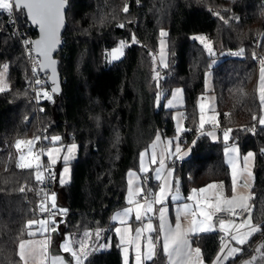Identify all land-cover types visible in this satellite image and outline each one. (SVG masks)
I'll return each instance as SVG.
<instances>
[{"label":"trees","instance_id":"1","mask_svg":"<svg viewBox=\"0 0 264 264\" xmlns=\"http://www.w3.org/2000/svg\"><path fill=\"white\" fill-rule=\"evenodd\" d=\"M67 2L63 43L55 56L60 93L52 92L39 104L26 84L28 66L17 36L18 29L29 25L25 14L0 11V68L8 65V90L0 92V264H22L20 242L42 236L28 234L38 228H29L28 222L42 219L31 213L37 200L30 189L37 180L34 169L18 167L15 142L42 137L47 148L53 146V136L61 137L58 145L78 148L68 184H58L59 165L55 168L51 188L57 235L100 230L99 242L107 249L91 251L85 264H122L110 215L125 205L127 174L138 171L140 153L157 134L175 136L172 112L166 107L175 87L183 89L185 101L180 137L192 144L190 156L175 167L180 191L217 180L228 184L222 134L231 129L227 143L236 144L241 153H254L251 217L264 225V125L259 123L264 106L256 92L255 60H264L263 0ZM162 31L167 34V66L159 68L156 54ZM33 33L37 35L35 28ZM199 36L211 45V53L196 39ZM119 41L126 43L124 54L109 62L107 53ZM207 96L217 114L216 142L198 136L200 103ZM140 178L147 194L154 191L149 174ZM192 244L208 264L220 235L198 234ZM261 245L264 228L226 264H245L253 256V264H264V249L256 251ZM145 264H164L159 244L155 259Z\"/></svg>","mask_w":264,"mask_h":264},{"label":"snow or ice","instance_id":"2","mask_svg":"<svg viewBox=\"0 0 264 264\" xmlns=\"http://www.w3.org/2000/svg\"><path fill=\"white\" fill-rule=\"evenodd\" d=\"M66 5V0H0V11H5L11 14L13 10L16 11H26L27 17L32 21L33 24L39 26L40 38L36 41L31 42L34 46V50L41 59L38 61L40 68L47 69L51 68L53 81L55 82L56 76V61L52 59V53L55 51L57 46L60 44V29L64 26V9ZM124 11L127 12L128 8L125 6ZM123 27V25H121ZM162 36L167 35L162 32ZM201 43L205 44L209 53L212 52L211 45L205 43V37H196ZM135 37H133V43H135ZM163 45V41L161 42ZM125 42L121 41L120 46L112 51V59H119L124 53L123 49L125 47ZM161 57L163 61V49L161 51ZM264 63V62H262ZM167 65L165 64V67ZM8 71V65H3V71L0 72V92L8 90V85L6 82V73ZM157 75H159L157 73ZM37 84L41 81L37 80ZM53 91H58V88H53ZM46 97L51 98L47 92L44 93ZM159 99V97H158ZM260 101L261 105L264 106V68L261 69V89H260ZM169 106H172V101H169ZM203 111V106H201ZM253 119H256L254 116ZM214 117H208L207 121L204 116H201V127H203L205 122H213ZM259 123L264 125V116L259 118ZM177 131H181L178 127ZM228 129L224 132V141L227 143L229 139ZM213 135L212 133H208ZM215 138V137H214ZM44 139H48L44 137ZM41 140L40 137H35L32 140H18L16 142V148L21 152L19 156L18 167L24 169H35V178L37 181L43 182L44 170H47V166L43 163L41 157L47 156L48 164L55 165L60 157V153L65 151L62 146L58 145L61 140L60 136L51 137V143L53 147H49L46 150L40 148L38 151H34L37 143ZM157 141H159V136H157ZM171 144V141L168 142ZM153 149L156 145L154 144ZM23 149H27L26 154ZM76 145L72 144L67 147V154L62 157L65 164L73 158ZM225 155L228 156V163L231 165L232 169V185H231V195H226L223 187V182L220 185L209 184L204 188L193 189L192 193L187 197V200L193 201L192 204L184 203L177 209V216L175 221V227H172L166 221L167 208L161 207L159 209V232L163 233V251L168 257L169 264H204V259L200 248L193 249L191 247V241L189 239L190 235H195L198 233H208L216 231V226L212 223L214 216L217 213H227L230 216L236 217L241 212H247L248 216L245 217L240 223H236L235 220H220L219 231L225 234V237H230L231 241H235L238 245H243L248 242V240L253 236V234L260 232L264 225L253 224L251 218V209L248 205V199L243 194L238 193L237 187L240 178L247 173L251 176V171L249 170V162L253 157V153L249 152L243 157V167L240 166L239 159V149L235 146L226 147L224 149ZM176 152H180V147L177 145ZM235 154V155H233ZM146 153H141V172H147L149 169L144 165V157ZM159 168L156 169V178L161 179L162 170L165 168L163 154L159 158ZM151 163H157V154L155 151L151 155ZM69 168L65 167L62 175H67ZM51 175V173H50ZM171 171L168 172V176H171ZM129 191L127 203L132 205V207L124 208L122 211L116 213L113 220L119 221L122 227L115 228V232L119 236L120 244L124 245V264H129V248L132 247L135 250V264H144V261H150L156 255L157 248V238L153 237L151 233L156 232L151 223V217L149 213L155 211L154 204H164L168 196L172 192V184L167 179L159 187L158 193L153 199H148L147 193L141 187H133V180L131 177H135L136 173H129ZM65 181L61 179V183ZM246 186V185H245ZM219 187L220 191L210 192L212 189ZM214 197V199H213ZM138 198L144 200L143 203L139 202ZM51 207L55 208V194L52 195ZM173 201H178L183 199L180 195L179 181L175 183V194L171 195ZM239 210V212L237 211ZM41 212H49V208L42 202L40 206ZM66 211V210H61ZM135 214L134 218L136 221H143L145 218L149 220L148 223L144 224L142 227H137L134 229L135 235H133V229L128 223L132 214ZM188 216L191 215V226L189 229L185 230L182 227L181 215ZM55 213H51L49 219H42L39 221L31 220L28 222V227L31 228L33 225H38L37 231L40 235L45 236V239L41 241L32 240H22L19 244V256L23 264H28L29 259L38 261V264H48V252L50 239L45 235L46 233L55 232L56 228H49L50 224H55L54 219ZM241 229H247V231L241 232ZM145 232L148 233L145 236ZM235 232L236 234H233ZM30 236L36 235V232L30 231L28 233ZM100 230H97L96 235L99 237ZM85 237L90 238V233L86 232ZM223 239V238H222ZM142 240L143 250H142ZM79 244L78 249L73 248V242L68 240L63 245V250L70 253L75 259L76 264H85L88 258L89 252L87 248L89 245L85 240H80L77 242ZM101 247H105L101 245ZM227 249V251H225ZM264 249V245L257 248V252ZM242 248L239 247H229L227 242H222L221 253L218 254L215 264H221L222 260H228L230 257H234L236 254L240 253ZM257 260V257L253 256L250 261H246L245 264H253ZM50 264H65V259L60 256L53 255L50 260Z\"/></svg>","mask_w":264,"mask_h":264},{"label":"crops","instance_id":"3","mask_svg":"<svg viewBox=\"0 0 264 264\" xmlns=\"http://www.w3.org/2000/svg\"><path fill=\"white\" fill-rule=\"evenodd\" d=\"M164 48H165V52H163V54H164L163 55V61H162V57H161V51L162 50H159V53L157 55V57H158L157 59L159 61V65H158L159 68H164L165 64L167 62L166 42H165V47ZM262 68H264V67H262ZM262 68L259 67V70H258V80H257V87H256L257 97H258L259 101H260L261 69ZM169 101H172V106H169ZM201 103H205L206 107L203 109V111L201 110V115H200V120H199L200 122H199L198 136L207 135L212 142H216L219 139L218 130L209 129V126L211 124H217V114H216V112L214 110L213 103H212L210 97H207V101L205 100V98H203ZM184 106H185V101H184L183 89L181 87L173 88L171 90L170 96H169V98H168V100L166 102L167 109L171 110L172 114H174L176 112L177 117L180 115L182 117V120H183V108H184ZM202 115L204 116L206 121H207L208 117H214L215 120L213 122H211V123L205 122L203 127H201V116ZM172 122H173V127H174L175 126L174 120H172ZM183 124H184V122H183ZM208 133H212L213 135H209ZM157 136H159V141H157ZM180 138L181 137L179 136V138L177 140H175L174 138H168V137H165V136H163L161 134H157L154 137L152 143L148 146V148L141 152V153H146V155L144 157V165L149 170L147 172H141L140 171V168H141V153H140L138 171H129L128 174H127V191H126V196H125V205H123L122 207L114 210L111 213V215H110V221H111V223L114 224L113 232L115 234V237H116V239L118 241V244H119V247H120V255H121V263L122 264H124V255H125L123 250H122L124 245L120 244L119 236L115 232V228L122 227V225L119 223V221L113 220V217L116 215V213L122 211L124 208L132 207V205H129L127 203L128 191H129V179H130L129 173L130 172L136 173L135 177H131V179L133 180V187H141L144 190H145V188H144V186L142 184V181H141V178H140V174H149L150 175L152 184L155 185V189H154V191L148 192V194H147L148 199H153L155 197V195L159 191V187L165 182L166 179L169 182H171V184H172V192L168 196V198L166 199L164 204H154L153 207H154L155 211L153 213H149V216L151 217V223L153 224L154 228H156V230H157L156 232L151 233V235L153 237L157 238V241H158L157 242V246L159 244V247L161 248L162 254L164 256V264H169V261H168L167 255L163 251V233L159 232V224H160L159 209L161 207L167 208L166 221L169 224H171L172 227H175L177 209L184 203H188V204H192L193 203V201L187 200V197L192 193L193 189L204 188V187H206L209 184H216V185L219 186L220 183L222 182V181H219V180L211 181V182L206 183V184H204V185H202L200 187L190 188L186 193H183V192L180 191V195H181V197H183V199L178 200V201H173L171 199V195L175 194V181H176V178H178V177L176 176V169L175 168H168V162L177 154V152H176L177 145H179L180 151L183 152V155H184L185 159H187L190 156V153H191V145L192 144H189L187 147H181ZM169 141H171V144L168 143ZM154 144L156 145L155 149H153V147H152ZM70 145H72V144L56 145V146H62L65 149V151H62L60 153L61 159H59L58 162L55 165H49L47 156H44L45 157V163L54 172H55V168L59 165V169H58V172H57V181H58V184L61 185V186L66 185V184H68L70 182V176H71V167H70V165L77 158L78 148H77V145L75 144L76 145V149H75V152L73 154V158L70 161H68L67 164H65V162L63 161L62 157L67 154L66 149ZM50 147H53V146H50ZM153 151H155L156 154H157V163H155V164L151 163V155H152ZM161 154H163L165 168L162 170L161 179H157L156 178V169L159 168V162L158 161H159V158H160ZM243 155L246 156L247 154L241 153L240 150H239V159H240V166L241 167H243V157H244ZM223 160H224V162H225V164L227 166L228 175H229L228 176L229 177V182H228V184H224L223 183V187H224V191H225L226 195L230 196L231 195V185H232V170L230 168V164L228 163V161L224 159V156H223ZM254 162H255V156H253L250 159V162H249V170L251 171L252 175L248 176L247 173H244V175L240 178V180L238 182V187H237L238 193L243 194L246 197H250L248 199V205L249 206H252V198H253V193H252L251 188H252V185H253V182H254V178H255ZM65 167L69 168V172H68L67 175H62L63 174V170H64ZM169 171H171V173H172L171 176H168V172ZM62 178L65 181L64 183H61V179ZM215 191H220L219 187H217L216 189L210 190V192H215ZM138 199H139L140 203L144 202V200L142 198H138ZM213 199H214V197H213ZM252 208H251V215H252ZM134 216H135V214L133 213L131 218L128 221V223L131 225V227L133 229V233H132L133 235H135V232H134L135 228L142 227L144 224L149 222V220L147 218H145L143 221H136ZM191 219H192L191 215H188V216H184L183 214L181 215L182 227L185 230L190 228ZM253 224H255V223L253 222ZM244 231H247V229H241V232H244ZM212 232L219 233V235H220V244H219V247H218L214 257L212 258V260L208 264H215L218 254L221 253V244H222V242H227L229 247H239L240 248L242 246V245L236 244L235 241H231L230 237H225V234L223 232L219 231V230L212 231ZM208 233H211V232H208ZM52 234L48 237L50 239L49 247L51 248V246H54L55 248H57L60 251V253L65 254V255H61L60 253H57V252L54 251L52 254H49L48 264H50V260H51V257L53 255L63 257L65 259V264H76L75 259L72 257V255L70 253H67V252H65L63 250L64 243L66 241H68V240H71V237L68 234H65L63 237H58L56 233H52ZM198 234H202V233H198ZM198 234H195V235H198ZM233 234H236V233L233 232ZM144 235L147 236L148 233L145 232ZM195 235H190V237H189V239L191 241V247L193 249L197 248V246L192 244V237L195 236ZM43 239H45V237L44 236H40V237H33L31 239H28V240L41 241ZM143 243H144V241L142 240V250H143ZM156 250H157V248H156ZM225 251H227V249ZM128 256H129V264H135V250H134V248H132V247L129 248ZM155 256L153 257L152 260L155 259ZM234 257H230L228 260H222L221 264H226L229 260L233 259ZM152 260H150V261H152ZM150 261H144V264L146 262H150ZM22 264H23V261H22ZM28 264H38V261H35V260L30 258L29 261H28Z\"/></svg>","mask_w":264,"mask_h":264},{"label":"built area","instance_id":"4","mask_svg":"<svg viewBox=\"0 0 264 264\" xmlns=\"http://www.w3.org/2000/svg\"><path fill=\"white\" fill-rule=\"evenodd\" d=\"M264 3V0H263ZM136 4H138L136 2ZM33 27L31 25H27L25 28H20L18 29L17 36L18 40L21 46V49L23 51L25 60L27 62L28 66V71L25 74L27 77L26 84L29 88H31L33 92V99L36 104H39L41 101L44 99H48L44 95L45 92L48 93V95L51 97L52 96V90L48 85V80H47V73H43L40 71L39 68V57L35 54L34 49H33V40L35 39L36 36H34L33 33ZM255 60L257 61L258 64H260L261 60L258 56L255 57ZM39 80L41 83L37 84L36 81ZM209 129L212 130H218L219 127L217 124H211L209 126ZM225 130H223L224 132ZM41 140L39 143L36 145V148L34 151H38L40 148H44V145L42 143V137H40ZM180 145L181 147H187L189 144L187 143L185 138H180ZM185 160V157L183 155V152L180 151L177 153L169 162H168V168H175L176 166H180L183 164ZM42 161L43 163L47 166V170H44V177L45 179L43 182L37 181L36 187L33 189H30L34 194L36 198V204L32 207L31 213L37 216H40L42 219H49L51 213H53V208L51 207V195H52V181L55 177V172L51 170V168L44 162L43 156H42ZM51 173V175H50ZM42 202L49 208V212H41L40 211V206ZM250 209L252 206H249ZM239 212V210H237ZM248 216L247 212H241L238 216L233 217L230 216L227 213H217L214 218L212 223L216 226V230H219V222L220 220H235L236 223L241 222L245 217ZM52 227L56 228V224H50L49 228L51 229ZM50 233V231H49ZM49 233H46L47 237L49 236Z\"/></svg>","mask_w":264,"mask_h":264},{"label":"rangeland","instance_id":"5","mask_svg":"<svg viewBox=\"0 0 264 264\" xmlns=\"http://www.w3.org/2000/svg\"><path fill=\"white\" fill-rule=\"evenodd\" d=\"M162 32H164V33H166L165 31H162ZM161 32V33H162ZM166 36V35H165ZM165 36H162L161 35V37H160V39H159V42H158V49H157V54L156 55H158V53H159V50H162L163 49V52H165V42H166V38H165ZM199 37H201V36H199ZM199 40V39H198ZM163 41V45H162V42ZM200 41V40H199ZM120 42L121 41H119V43L115 46V47H113V48H111L109 51H108V53H107V60L109 61V62H114V61H117V60H119L120 58H122V56L119 58V59H112V51H113V49H116V48H118L119 46H120ZM205 43H206V41H205ZM203 44V43H202ZM125 45H126V43H125ZM167 47V46H166ZM125 48V47H124ZM123 53H124V49H123ZM164 55V54H163ZM158 58V57H157ZM262 62H264V60H261V62H260V64H258V66L260 67V68H262V67H264V63H262ZM157 64L159 65V61H158V59H157ZM159 70V69H158ZM3 71V68H0V72H2ZM206 84H207V87H210V76L209 75H207V77H206ZM208 97V96H207ZM207 97H205V100L207 101ZM201 106H203V109L206 107V105H205V103H200V109H201ZM179 115V114H178ZM171 116H172V120H174V124H175V126H174V130H175V136L173 137L175 140H177L178 138H179V136H180V134H181V132H182V130L184 129V124H183V120H182V117L179 115L178 117H177V114H176V112L174 113V114H171ZM178 127L181 129V131H177V129H178ZM225 132V131H224ZM224 132H223V134H222V139H223V141H224ZM30 140H32V139H30ZM17 142V141H16ZM16 142H15V145H16ZM226 144V146H225V148L226 147H233V146H235L236 148H238V146L236 145V144H234V143H225ZM50 147V146H49ZM49 147H47V148H49ZM47 148H44L45 150L47 149ZM224 148V149H225ZM15 149H16V155H17V164L19 163V156L21 155V152L20 151H18L17 150V148H16V146H15ZM224 149H223V156H224V159L225 160H227L228 161V156H226L225 155V151H224ZM35 150V149H34ZM23 151H24V153L26 154V152H27V149H23ZM249 152H251V153H253L252 151H247L245 154H248ZM233 155H235V154H233ZM244 156V155H243ZM253 156H254V154H253ZM41 159H42V157H41ZM20 168V167H19ZM230 168H231V165H230ZM35 170V169H34ZM232 170V169H231ZM39 220H42V219H39ZM38 229V228H37ZM58 231V229L56 228V231L55 232H51L50 231V235L52 234V233H58L57 232ZM35 232H37V233H39L37 230L35 231ZM86 232H88V233H90L91 235H90V238L89 237H85V233ZM53 235V234H52ZM100 235V234H99ZM58 236V235H57ZM64 236V235H63ZM63 236H61V237H63ZM59 237V236H58ZM99 237H97V235H96V232L95 233H92V231H84V232H81V233H77V234H74L72 237H71V241L73 242V248L74 249H78L79 248V244L77 243L78 241H80V240H85L86 241V243L89 245V247L87 248V251L90 253L91 251H93V250H105V249H107V245L105 244V243H103V242H99V239H98ZM92 240H95L96 241V243L94 244V243H92L93 241ZM101 245H104L105 247H101ZM57 252V253H60V251L57 249V248H55L54 246H51V248L49 247V252H48V257H49V254H52L53 252ZM61 255H65V254H62V253H60Z\"/></svg>","mask_w":264,"mask_h":264},{"label":"water","instance_id":"6","mask_svg":"<svg viewBox=\"0 0 264 264\" xmlns=\"http://www.w3.org/2000/svg\"><path fill=\"white\" fill-rule=\"evenodd\" d=\"M67 7H68V2L66 0V5H65V9H64V26L60 29V44L57 46V48L55 49V51H53L52 53V59H54L56 61V65H55V69H56V76H55V82L53 81V76H52V70L51 68H47V69H41L40 66V71L43 72V73H47V80H48V83L50 85V88L52 90V92L56 95H58L60 93V84H61V77H60V74L58 72V60L56 59V55L57 53L59 52V49L60 47L62 46V43H63V40H62V34L65 30V27H66V10H67ZM23 11V10H22ZM24 14H25V17H26V20L28 22L29 25L33 26L35 29H36V37L33 41H36L40 38V30H39V26L36 25V24H33L32 21L27 17L26 15V11H23ZM33 49H34V46H33ZM35 52V50H34ZM35 54L37 55V53L35 52ZM38 56V55H37ZM39 57V56H38ZM41 59V57H39V60ZM58 88V91H53V88ZM176 181H179V187H180V180L179 178H176ZM175 181V183H176Z\"/></svg>","mask_w":264,"mask_h":264}]
</instances>
